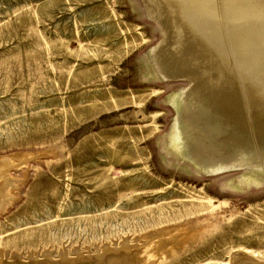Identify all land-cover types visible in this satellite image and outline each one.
I'll return each mask as SVG.
<instances>
[{"label":"rangeland","instance_id":"obj_1","mask_svg":"<svg viewBox=\"0 0 264 264\" xmlns=\"http://www.w3.org/2000/svg\"><path fill=\"white\" fill-rule=\"evenodd\" d=\"M152 1L0 0V264H264V0Z\"/></svg>","mask_w":264,"mask_h":264},{"label":"bare ground","instance_id":"obj_2","mask_svg":"<svg viewBox=\"0 0 264 264\" xmlns=\"http://www.w3.org/2000/svg\"><path fill=\"white\" fill-rule=\"evenodd\" d=\"M171 2L174 3V1H171ZM152 3L154 4L153 10L155 12V18H157V19L162 18L163 20L166 21L165 23L167 24L168 19L171 18L173 20L174 18L177 17V8H175V6L172 7V9L170 8V11L167 12L166 10H164L165 7H163L161 5V3H162L161 0H153ZM195 3L197 5V7H199L201 15L207 17L208 15L211 14L213 8H212L211 4H209V0H195ZM176 19H178V17ZM175 28L176 29H182V28H177V26H175ZM163 30H164V37H165V31H167V26H165V29H163ZM177 31L179 32V30H177ZM238 43H239L240 48H244V47L251 45L252 40L249 36L240 37ZM186 50H187V45L183 46V50H181L180 54L184 56L185 54H187ZM242 58H243L242 59L243 70L247 75H249V77H255L256 75H258V73L260 71H262L261 68H262V64L264 61L262 57H260V56L247 57L244 54H242ZM171 72H172V75L169 74L170 77L166 75L167 78H169V79H185V78H187L190 81V85L188 87L192 86V80H191L190 76L188 75V73H184V72L179 71V70L174 71V72L171 71ZM254 96H256V95H254ZM256 113H257L256 116H259L258 119H259L260 126L264 127V93L260 94V96L258 97V102H256ZM176 118H177V122L179 124L180 118L177 117V113H176ZM1 157H3V156H1ZM4 157H3V159H4ZM0 181L4 182L3 184L0 185V208H4L8 204L6 205V203L3 201V199L10 197L9 196L10 194H8L9 193L8 188L10 187L11 183L13 182V178L11 176L9 177L8 175L4 176L3 174H1V171H0Z\"/></svg>","mask_w":264,"mask_h":264}]
</instances>
